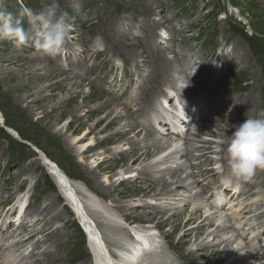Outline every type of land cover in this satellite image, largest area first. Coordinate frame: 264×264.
<instances>
[{"label": "bare ground", "instance_id": "bare-ground-1", "mask_svg": "<svg viewBox=\"0 0 264 264\" xmlns=\"http://www.w3.org/2000/svg\"><path fill=\"white\" fill-rule=\"evenodd\" d=\"M156 3L153 4V9L158 10L160 7L156 5ZM158 13L159 12H157V14H153L151 19L148 20L150 21L149 25L147 24V20L145 21V24L148 25L149 28L146 35L148 39L147 48L150 51V55L155 58L151 61L155 63L154 66L156 68L161 67V70L159 72L152 73L153 76L150 72L147 73V80L150 84L149 95H154L155 97L152 99H148L146 90H143V98H137V101H139L140 104H135L133 108H128V105L124 104H116V106H114L113 104L115 102L113 100L107 99L104 101L100 96L95 97V101H92L90 98L94 97V92L91 89L89 95L81 96L83 105H79L77 103V100L79 97L78 94L81 85L77 84V88H75L76 92L73 89L70 92L67 90V86L63 84V80H60V76L56 79H49V81H47L50 84L49 91H47V88L45 89L44 86H40L37 82L35 83L34 81H32L33 78L31 77L26 80H22L19 78L21 82L18 83L16 93L24 91L25 95L22 96V100L29 99L30 94H34V100L36 102H39L40 100L50 95L51 97H53L55 96L54 94L58 92L68 91L64 101L57 102V100H55L51 101L50 104H48L51 109L50 112H41L43 113L44 117L43 122H50L51 124H54V126H57V124L60 123L61 118L68 113L67 108H69L70 112H72L71 114L73 115V118L76 119L78 117L79 108L83 110L84 106L89 107V109L85 111V116L87 115L89 118H96L99 115H103V117L97 120L96 125H94L93 127V131H95V128L102 125L103 123L106 124V126L102 128L104 131H115L114 129L116 128L117 124H120V127L122 125V123L117 120L124 119V121H126V124L124 123L123 127H119L118 130L116 129L118 132L114 134L110 133L103 139H101L102 137L100 139L91 138L88 143L86 140L89 136V133L92 134V131L90 132L85 130V136H80V138L74 140L76 144H70V142L68 143L71 146L70 148H80V151L78 152V158L81 159V164L86 165V169L89 170L88 173L91 174V179L94 180V183L96 185L95 190L104 195L103 198L109 197L110 199H112L111 201H114L116 205H111L112 203H108L109 205H107V203H103L101 198H99L98 196L99 193H95L96 191L94 192L93 190H86L80 181H76L71 178V176H69L67 172H65L61 168L60 165L58 166L55 161L50 159L48 155L43 152V156L41 155L42 157L40 159V165L47 164L46 166H48L49 170H51L53 179L57 182L59 193L52 198L47 196L48 198H46V202L51 201V203L48 204L45 202L44 204H40V207L35 210V217L30 214V210L34 207V194H32L34 192L33 187L26 194L22 195L19 207L17 208V206L15 205L11 209V211H16L15 216L18 217L17 221L14 220L13 229L15 231L12 232V236L16 238V242H14L12 246L13 252L15 250H18V257L23 256V254H25L27 251L30 252V242L34 241L36 239L35 237L42 235V239L34 245V249L33 247L31 248V251L45 248V253L43 254L42 258L40 257V255H38L40 259H36L37 255L35 254L31 255V258L33 259L34 257L35 261L29 260L26 264H43V262H45V264H51L57 260L55 254L58 252V250H56V248L63 238L59 237L60 232L57 230L54 231L53 227L54 225L60 223L59 221L61 220L62 213L55 215L53 219L48 218V216L52 214L51 210L53 207H55L53 212L58 209L57 204L61 200L60 195L64 197L65 203L71 205L76 211L78 220H80L79 217H81L84 219V221L87 222V230L90 237L89 246L93 250V253L97 257V260L104 261V264H111V261L107 257L103 246L105 249H108L110 247L113 249H123L125 245L135 251L133 256H136L141 248L143 249V251H141L140 254H138V256L134 258H131L133 256L127 257L123 264H137L138 262H140L139 264H179L181 260L178 258V256L177 258H171L168 254L170 250L164 251L165 244H168L171 249H175V246H177L179 250H182V253H185V257H187V259H192L190 261V264L191 262L193 264V261L196 262L197 260H201V263L199 264H221L225 261L227 262L225 264H250V262L251 264H264L263 203H255L254 201H252V199L248 200L252 202H238L241 198L255 197L256 194L252 193L253 190H255V187H262L264 189V171H257L252 180L245 183L251 189L248 192L241 191L237 193V191L229 190L230 187L224 185L223 181H214V177L219 178L220 176H225L228 174V141L230 139L232 131H234L235 129V126L245 121L242 120L243 117L240 116V114L242 113H239V108H237V106L235 105H239L240 101L245 104L246 108L244 111V116L247 115L248 118L254 117V110H257L258 108H261L264 111V67H260L257 71L260 73V76L258 75L259 78L252 76L248 68L244 66L245 64L242 65V63H240L242 56L241 50H235L233 40L232 46L229 47L228 44L225 45L216 58V60L224 59L225 61L230 59V61L227 63V75L221 74V71H219L220 62L217 69H213V54H210V56L207 57L203 52H197L196 48L193 46H190V49L181 50L178 52L175 51V48L173 46L172 48L168 47L167 50L159 48V46H157L153 41V38L157 36L158 29H164V26L157 22L158 17H155V15H158ZM117 25L119 24L117 23ZM185 32L186 31L184 29H172V33L176 35H172L171 33V36L173 38L177 36V38L173 41L174 43L177 42L180 47H189V40L186 37ZM131 36L133 37L132 34ZM230 36L225 37V39H223V42L229 43ZM162 40H164V38H159V41L162 42ZM137 44L138 43H135L130 46L137 47ZM168 50H172V54L176 62V64H172L171 68L169 67L168 63L165 62V60L168 59V53L166 52ZM159 53H163V59L162 57L160 59L157 57ZM226 55H229L228 58H226ZM23 57H25L23 54L17 56L14 55L15 59L12 58L8 62L9 64H14L16 66V63H18L16 61L21 60L23 63H18V67L20 69V72L23 73L26 71H28L29 73L36 71V66L41 62L40 58L30 56V58H25L27 59L25 60L21 59ZM157 59L158 61H156ZM196 60H199L200 63H196ZM194 63L200 65V70L197 74H190L191 66ZM150 64L151 63L147 60V58L140 59L138 61L137 70H140L142 67L147 68ZM126 66H129V64L125 62V67ZM116 70H118L119 72L120 70H122V68L120 66L116 67L115 65L111 67L110 74H114ZM250 70L254 71L255 69L254 67H251ZM175 71L182 75L183 79H179L177 77L175 78L174 76H172V78L171 75ZM213 73H218V75L220 76L219 81H215L212 78ZM129 74L130 73L125 69L122 79L124 78V80H127ZM157 75H161V77H156ZM232 76L236 77L235 82L231 80ZM208 78H210L209 80L211 83L207 80ZM181 83L183 84V89L186 90V94L190 93L193 97H196V94L199 92V90L196 88L190 91V88L194 83L199 84L200 88H207V91H209L208 95L210 96L213 93V86L219 84L217 90L221 91V93H224V95L218 97L217 99L222 102H219L212 106V104L208 105L206 101L203 102L202 99H200L199 101L198 98L197 101L195 103L193 102L190 106L191 108H195L198 105V108L192 114V117L189 118V114L191 113V110H188L187 99L189 97L185 94H182V92L178 90V84ZM71 85L72 84H70L69 87ZM225 85H227V88L230 89V93L224 92ZM155 86H158L159 88H162L163 86H169L172 90L178 91V93L174 92L172 94L170 93L169 89L166 91L160 89L157 93L153 91V88ZM254 88H258L260 90L259 94L254 93ZM102 93H104L106 96L109 95L108 92ZM239 95L241 96L239 97ZM115 99L117 98L115 97ZM245 99L246 103H244ZM100 100L103 101L100 102ZM226 101L233 102V106L229 107L228 105H225L224 102ZM156 102H159V106H155ZM165 102L170 108L171 104L178 103V106L173 107L175 110H177V115L173 114L171 115V117H168L167 115L166 117V108L163 106V103ZM91 105L93 106L91 107ZM60 107H64V110L58 111ZM123 107H127L132 114L131 118L129 117L128 119L129 121L126 119L128 113L121 109ZM186 109L187 113L185 114ZM212 109L214 111L212 115H218V119L216 122L218 125L222 127L223 123L225 124V126H227V124L229 123L227 122L228 120L232 121L235 125L231 129H229V132L226 131L223 135L216 137L220 138V141L218 142H209L207 140L208 138L214 136L212 134L213 132H208V129L211 128L206 126V122H204V120L208 119H210L211 121L212 116H209L208 110ZM114 115L116 116L113 117ZM231 115H233V117H230ZM142 116H145V119L149 118L150 121L148 122V126L147 124L143 125V122L139 120ZM131 119H133L134 122H131ZM2 121L3 119L0 116V123ZM84 124L85 122H83L81 119L79 120V122L72 120L69 121L67 125H65V129H73L72 132L74 134L77 132V130H74L75 127L84 126ZM187 124L189 125L188 130H191L193 134L190 135V137H188V140H185L184 142L182 137L185 132L182 128L184 127V129H186L187 127L184 125ZM136 127L139 128L140 132L143 131L144 134H146L144 141H132L128 139L129 134H127L125 131H133ZM217 127L219 128V126ZM171 128H174V130ZM155 130H158V132H160L161 130L163 136L169 135V137L157 138L153 133L155 132ZM118 133L120 134V137L114 139V136ZM11 134L15 135L16 133L14 132V130H12ZM52 136H54V138H59L60 136H62V131L57 132L55 130ZM138 137L139 136H137L136 134L133 139H136ZM111 143H115L114 145L119 143H124V146H126L127 144L130 145V148H124L123 150H116V148H113L111 150L114 152V154L112 153L114 158L119 154L118 158L120 159V162L116 163L115 169H117V167L122 169H120L117 174H115L116 170L114 171L113 167L109 165L111 164V160L108 159V156H106V153L108 152L102 151L98 155L95 154L92 157L88 158L90 160L88 162H85L83 160L86 158V155L94 153L95 150L99 149L100 147L111 145ZM198 143H200V146H198ZM215 145L217 146L216 148H219V151L217 152L221 157L219 161L213 158V155L215 153ZM126 157H128L129 160H126ZM203 160H205L204 163L201 162ZM184 161L185 163H183ZM215 161H218L217 164H222V167L219 168L221 172H218L216 168L209 170L210 167L213 166ZM92 164H94V167L100 168V171L104 173V175H102L103 180L99 178V175L95 173V170H92L93 167L89 168V165L92 166ZM33 166V164H30L26 168V170H29ZM184 169H191V174H186ZM217 172L220 174H218ZM114 174L115 176H113ZM124 175H129L130 177L127 176L128 178H126L124 177ZM141 175L142 177L140 178ZM167 175H169V177H173L174 179H166L165 176ZM117 176L119 180L116 182L113 177ZM190 180H193L194 182L187 184L186 182ZM128 182L135 183L137 184V186H129L130 188L127 189L128 185H125ZM158 182H160V185L157 184ZM119 186L125 187L119 189ZM224 186H226V188H224ZM173 187L184 190L189 189L191 191L194 188H198L199 190L196 191L194 195H186V193L180 192L176 188L172 189ZM215 188H217L216 192L219 188L222 189L221 191L223 192V196L222 198H220V200L224 199L222 204L224 207H222L220 211H215L213 208L217 206L216 201L218 200V198H216L215 195L214 197L213 195H211L210 198H212V200L208 199L209 193ZM20 190L21 187L18 189V191ZM6 192L5 198H3V200L5 201H2V204L0 203V207L3 206L4 203H8L9 201H11L13 195L10 191ZM138 194L140 195L138 196ZM175 194H182L185 196H183L184 198H181L182 203L184 202V204L193 203L195 201L198 202V204H196V207L193 209V214L188 217V219L186 218V222L184 221V238L189 237L188 239H195V243L188 249V251H185V244L183 245V243H176L175 245V243L172 241H169V243H167L164 235H162V233H159L162 230L161 225L171 226V230L173 231L180 229V225H178L180 221L172 220H174L173 218L176 217V214H186V211L185 209H182L178 213V210L179 208H181L182 203L175 201L172 204V202L168 201L169 199H173V197H175ZM131 196L154 199V202H146L144 206L148 209L143 214L145 216V219L150 223H152V221L155 222L152 224H147V226H144L143 229L138 230V232H133V228H135L137 222L133 219L132 216L137 215L135 214L137 212H135L134 210V213H125V209L127 207L125 206V204L130 201L128 199ZM158 197H161V199H159L161 204L157 203L159 201L155 203V199ZM205 200L208 201L205 202ZM209 201L212 202H210L211 204L209 205V207H204V202L205 204H209ZM234 201H236L237 203L234 206L233 212L230 213L232 215L228 216L226 214L229 213L228 211L230 210V207L228 205L232 204ZM226 203L227 205H225ZM162 205H167L163 208L164 210L170 209L173 211L172 214L170 213L171 216L167 214L168 217L164 218L161 215H157V212L159 211L158 207ZM227 206L229 209H227ZM207 207L209 209H207V213L209 214L210 212L209 215H206V211L204 210ZM201 209L204 210V213L202 216H198L195 211ZM214 213H220L223 215L226 214L227 218H222L223 215H221L220 219L214 223V220L212 219ZM124 216H128V218L125 219ZM167 221L169 222L167 223ZM218 223L219 225L213 231H209L211 227L214 228V226H216ZM0 227L1 229L5 227L4 222ZM100 227H103V230H101ZM205 228L207 229L205 230ZM104 229L109 231V234L105 233ZM143 236H146V238L145 242L142 243V247V245L140 244L141 242H138V239L141 241L144 240ZM212 238H214V240H211ZM131 239L135 240V242L138 243L136 247H134L133 244H130L129 246V242ZM237 240H239L241 243L232 251V253L224 251V249H231L234 242H236ZM1 242L2 241L0 240V243ZM186 247H188V245H186ZM259 252H261V254L263 255H261ZM4 257L9 260L11 259L10 263L14 262L12 260L13 257L11 258L6 254L0 255V262ZM23 262L24 259L19 261V264H22Z\"/></svg>", "mask_w": 264, "mask_h": 264}, {"label": "rangeland", "instance_id": "rangeland-1", "mask_svg": "<svg viewBox=\"0 0 264 264\" xmlns=\"http://www.w3.org/2000/svg\"><path fill=\"white\" fill-rule=\"evenodd\" d=\"M163 1L164 0H57V3L59 5V14L65 15L67 21L73 25V28L66 40L64 54L62 56L57 57L56 59H51L42 56L31 42H29L27 46L16 48L9 41L6 40L0 41V72H1L0 116L3 119V121L0 123V203L2 204L3 203L2 201H5L3 200V198H5L6 193H8L6 191H10L11 194L13 195L11 201H9L8 203H4L3 206L0 207V226L3 224V222L5 226L2 229L0 227L1 229L0 240L2 241L0 243V255L6 254L9 255L11 258L12 257L14 258V259L12 258L14 262L10 263L11 259L9 260L4 257L1 260L0 264H19V261L23 259L24 262L22 264H26L29 260L35 261V258L33 257L32 259L31 255L35 254L37 255L36 259L38 258L40 259V257L42 258L43 254L45 253L44 252L45 248L31 251V248L33 247L34 249V245L37 244L39 240L42 239V235L35 237L36 239L30 242L31 244V247L29 248L30 252L27 251L25 254H23V256L20 257H18V253H17L18 250H15L13 252L12 246L13 243L16 242V238L12 236L13 234L12 232L15 231L13 229V224H14V220L16 221L18 220V217L15 216L16 211H11L12 207L15 205L17 206V208L19 207L21 202L20 199L22 198V195L26 194L32 187L34 188V192L33 193L31 192L32 194H34L33 197L34 207L31 209L32 211L30 210V214L32 216H34L35 210L40 207V204H44L46 202L47 200L46 198L48 197L52 198L59 193L57 182L53 179L52 175L50 174L48 170L49 168L48 166H46L47 164L40 165L41 162L40 159L43 156V152L46 153L50 159L55 161V163L58 166L60 165L61 168L65 172H67L69 176H71V178H73L76 181H80L86 190H93L95 192L96 185L94 183V180L91 179V174L88 173L89 170L86 169V165L81 164V159L78 158V152L80 151V148L79 147L70 148L71 146L68 143L70 142V144L71 143L76 144L74 140L80 138V136L81 137L83 135L85 136L86 131H90V132L92 131V134L89 133V136L87 137L86 141L88 143L91 140V138L100 139L102 137L101 139H103L104 137L108 136L110 133L114 134L118 132L117 130L120 127L119 126L120 124L119 125L117 124L116 128L114 129L115 131L108 130L106 132L102 129L106 126V124L103 123L102 125L95 128L96 129L95 131H93V127L94 125H96L97 120L103 117V115H99L96 118H91V117L89 118L87 115L85 116V111L89 109V107L87 106H84L83 110L79 108L78 117L76 119L73 118V115L71 114L72 112H70L69 108H67L68 113L61 118L60 123L57 124V126H54V124H51L50 122H46V121L43 122L44 117H43V113L41 112L51 111L48 104H50L51 101H55V100H57V102L64 101L67 96V92L68 91L71 92L72 89L75 91V88H77V84L81 85L78 94L79 97L77 100V103L79 105H83L81 96L89 95L91 90L94 92V97L90 98L92 101H95V97L100 96L104 101L107 99L113 100L115 102L114 104L112 102L114 106H116V104L117 105L124 104V105H128V108H133L135 104H140V102L137 101V98H141V99L143 98V94H142L143 90H146L148 99H152L155 97L154 95L153 96L149 95L150 84L147 80L148 72L152 74L155 72H159L161 70V67L156 68L154 66L155 63L152 62L151 60L155 58L150 55V51L147 48L148 39L146 35L149 30L148 25L150 22L148 20L151 19L153 14H157V12H159L158 15H155V17H158L157 22L164 26V29L162 28L158 29L157 36L153 38L154 43H156V45L159 46V48H162L163 50H167L168 47L172 48L173 46L175 48V51L178 52L181 50L190 49V46H193L196 48L197 52L200 53L203 52L204 55L207 57L210 56V54H213L214 55L213 69L214 70L215 68L217 69L220 62L219 71H221V74L227 75L228 74L227 63L230 61V59L225 61L224 59L216 60V58L225 45L228 44V46L230 47L232 46V42L234 41L235 50L236 51L241 50L242 56L240 55L241 56L240 63H242V65L245 64L244 66L248 68L252 76L259 78L258 75L260 76V73L257 71L259 70L260 67H264V0H235V2L238 3L241 7L234 9L231 8L230 6V8L227 11V15L230 16L229 18H226L227 16H225L224 14L219 15V10L224 5L220 3L218 0H165L164 2ZM226 1H225V5H228V1L227 2ZM50 3L51 0H0V10L11 12L14 15H19L22 12V10L25 8L31 9L32 11L36 12L41 10L46 4H50ZM155 3L160 7L158 10L153 9V4ZM22 19L24 20V27L27 29L28 28L27 19L26 17H23ZM146 20L148 25L145 24ZM117 23L119 25H117ZM172 29L174 30L184 29L186 31L185 35L189 40L188 42L189 47H180L177 42L174 43L173 40H175L177 36L174 38L171 36ZM131 34L133 35V37L131 36ZM96 35L102 36L105 41L106 46L103 51L94 52L90 47L91 41ZM172 35H176V34L172 33ZM229 36H230L229 43L223 42V39ZM161 37L162 39L164 38V40H162V42L164 43L159 41V38ZM114 40L115 41L117 40L116 41L117 43ZM135 43H138L137 47L130 46ZM166 52L168 53V59L165 60V62H167L169 67L171 68L173 63L176 64L175 58L172 54V50H168ZM22 54L25 57L21 59L30 58V56L35 58H40L41 62L36 66L37 69L36 71L30 73L28 71L24 73L20 72L18 66L19 64L23 63L21 60L16 61L19 63V64L16 63V66L14 64H9L8 61L14 58V55L17 56ZM226 56H227L226 58H228L229 55ZM157 57L159 59L162 57L163 59V53H159ZM143 58H147V60L151 64L147 68L142 67L140 70H137L138 61ZM156 61H158V59ZM125 62L128 63L129 66L125 67ZM197 62L200 63L199 60H196V63ZM115 65L116 67L120 66L122 70H120L119 72L118 70H116L114 74H110L111 67ZM251 67H254L255 70L251 71L250 70ZM125 69L127 72L130 73L127 80H124V78L122 79ZM199 70H200V65L194 63L191 66L190 74L191 73L197 74ZM176 72L177 71H175L173 73L175 75L172 74L171 77L174 76L175 78L177 77L179 79H183L182 75H180L178 72L177 74ZM159 76L161 77V75H157L156 77ZM29 77L33 78L32 81H34L35 83L37 82L40 86H44L45 89L47 88L46 89L47 91L50 90L49 89L50 84L47 81H49V79L53 80L59 77L60 80H63L62 81L63 84L67 86L68 91L58 92L54 94L55 96L53 97H51L50 95L40 100L39 102H36L34 100V94H30L29 99L22 100V96L25 95L24 91L16 93L18 83L21 82L19 78L22 80H26L29 79ZM212 78L215 81H219L220 76L218 75V73H213ZM209 79L210 78H208L207 80L210 82ZM231 80L235 82L236 77L232 76ZM70 84L72 85L69 87ZM178 85H179L178 90L182 92V94H185L189 97L187 99L188 110H191V113L189 114L190 117L188 116L189 118L192 117V114L198 108V105L195 108L190 107L191 104L193 102L195 103L198 98L199 101L200 99H202L203 102L206 101L208 105L212 104V106H214L219 102H222L217 99L218 97L224 95V93H221V91L217 90L219 84L213 86L212 88L213 93L210 96L208 95L209 91H207V88H200L199 84L194 83L191 86L190 91H192V89L194 88L198 89L199 92L196 94V97H193L190 93L186 94V90L183 89L182 83ZM224 87H225L224 92L230 93V89L227 88V85H225ZM160 89H163V91L169 89L170 93L172 94L174 92L178 93V91L172 90L169 86H163L162 88L155 86L153 88V91L158 93ZM100 90L105 93L108 92L109 95L106 96ZM259 91L260 90L258 88H254L255 94H259ZM240 96L241 95H239V97ZM115 97L117 99H115ZM103 100H100V102H102ZM228 102L229 101H226L224 102V104L228 105L229 107L233 106L232 104L233 102H229L230 104ZM244 103H246V99ZM163 104H164L163 106L166 108V117L167 115L168 117L169 116L171 117V115L177 113V110H175L173 107L178 106V103L171 104V108L173 109L167 106L166 102ZM242 104L243 103L240 101L239 105L237 104L235 106L239 108V113H242L240 114V116L243 117L242 120H246V117L248 118L247 115L244 116L246 105L245 104L242 105ZM92 106L93 105H91V107ZM155 106H159V102H156ZM128 108L127 107L121 108L122 110L128 113L126 116L127 120L129 119V117L131 118L132 116ZM62 110H64V107H60L58 109V111H62ZM261 111H263L261 108L254 110V117H256ZM208 112H209V116H212L211 121L210 119L206 118L208 120H204V122H206L205 123L206 126L211 128L208 129V132L210 133L213 132L212 134L214 136L208 138L207 140L209 142L210 141L218 142L220 141L219 140L220 138H216V137L223 135L226 131L229 132V129H231L235 125L232 121L228 120L227 122L229 123L227 124V126H225V124L222 123L223 126L221 127L216 123L218 119L217 118L218 115L215 116L212 115L214 113L213 109L208 110ZM186 113H187V109L185 111V114ZM115 116L116 115H114L113 117ZM145 116L140 117L139 120L143 122V125L147 124L148 126V122L150 120L149 118L145 119ZM230 117H233V115H231ZM80 119L83 122H85V124L84 126L75 127L74 130H77L76 133L73 134L72 132L73 129L70 130L65 129L66 128L65 125H67L69 121L73 120L79 122ZM117 121L122 123L121 127H123L124 123L126 122L124 121V119H119ZM130 121L134 122L133 119H131ZM158 125H162V124H158ZM184 126L187 127L186 129H184V127L182 128L183 131L185 132V134L182 137L185 142V140H188V137H190V135H192L193 132H191V130H188V126H189L188 124ZM217 126H219V128ZM171 129L174 130V128ZM10 130L11 131L14 130L16 134L15 135L11 134ZM55 130L57 132L62 131V136H60L59 138H54V136L52 135L54 134ZM161 130L160 132H158V130H155V132H153L157 138L169 137V135L163 136ZM125 132L129 134L128 139L132 141L133 140L144 141L146 135L144 134L143 131L140 132L139 128L137 127L133 131H125ZM118 134L114 136V139L120 137V134L119 135ZM136 134L139 137L133 139ZM114 144L115 143H111V145H107L106 147H100L99 149L95 150L96 153L94 152L92 154L86 155L85 156L86 158L83 160L85 162H88L90 161L88 158L92 157L93 155L95 154L98 155L102 151L108 152L106 153V156H108V159L111 160L110 161L111 164L109 165L113 167L114 171L116 170L115 174H117L119 170L122 169L119 167L115 169L116 163L120 162V159L118 158L119 154L114 158L113 156L114 152L111 150L113 148H116V150H123L124 148H130L129 147L130 145L127 144L126 146H124V143H119L116 145ZM198 144H199L198 146H200V143ZM216 147L217 146L215 145L214 146L215 153L213 155V158L219 161L221 157L217 153L219 151V148ZM126 160H129V158L126 157ZM201 162L204 163L205 160ZM217 162L215 161L213 166H211L209 170L216 168L218 172H221L219 168L222 167V164L221 163L217 164ZM183 163H185V161ZM30 164H33L35 167L33 166L29 170H26V168ZM90 167L91 168L93 167L92 170H95V173L99 175L100 179L103 180L102 175H104V173L100 171L101 169L94 167V164H92V166L89 165V168ZM184 170L186 174L187 173L191 174L192 172L191 169L190 170L184 169ZM115 174L113 176H115ZM46 175L55 184L54 191H51L50 188L46 184H44V178L46 177ZM127 176L130 177L129 175H124V177L128 178ZM141 177L142 175L140 176V178ZM113 178L116 182L119 180L118 176ZM165 178L169 180L174 179L173 177H169V175L165 176ZM223 178H221V176L219 178L214 177V181L215 180L221 181L223 180ZM193 182H194L193 180H190L187 181L186 183L190 184ZM157 184L160 185V182H158ZM127 185H128L127 189H129L134 185L137 186V184L129 183V182L125 186ZM20 187L21 190L18 191ZM124 187L119 186L118 188L120 189ZM175 188L176 187H173L172 189ZM176 189L180 192L186 193V195H190V194L194 195V193L199 190L198 188H194L192 191L189 189H185V190L180 188H176ZM216 189L217 188L213 189V191L209 193L208 199L212 200V198L210 197L213 194L215 195ZM239 190L242 192H248L251 189L244 183L242 184ZM95 193H99V192L96 191ZM252 193L256 194L255 197L241 198L239 199L238 202L241 203L252 202V201H254L255 203L260 202L263 203V209H264V189L262 187H255V190H253ZM139 195L140 194H138V196ZM98 196L99 198H101L103 203L105 204L107 203V205H109L108 203H112L111 205L114 204L116 205V203L114 201H111L112 199H110L109 197L103 198L104 195H102L101 193H99ZM138 196L137 197L131 196L128 199L130 201L127 200L128 202L125 204V206H127L125 209V213H129V212L134 213L133 212L134 210L135 212H137L135 213L137 215H132L133 219L137 222L135 227H137L139 224H143L147 226V224L154 223L155 221H152V223H150L148 220H146L143 214L148 209L145 208L144 206L146 202L148 201L154 202V199H146ZM183 196L184 195L182 194H175V197H173V199H169L168 201L172 202V204L175 201L182 203L181 198L185 197ZM156 199H155V203L159 201L157 203L161 204L159 200L161 199V197H158ZM251 199L252 201H248ZM207 201L208 200H205V202ZM205 202L203 204L204 207L205 206L209 207V205L212 203L211 201H209V204L208 203L205 204ZM46 203L49 204L51 203V201H47ZM64 203L65 201L61 199L60 202L57 204L58 209L55 210V212H53L55 208L53 207L51 210L52 214L48 216V218L53 219L55 215L62 213L61 220L59 221L60 223L54 225L53 230L59 231L60 232L59 237L63 239H61L60 244L56 248V250H58V252L55 254L57 260L51 264H92L93 256H91L90 246L87 237H85V235L83 234L85 237V245L82 246L81 239L77 232V228L81 229V226L79 225V220L77 216L74 214V212L68 209V207H66ZM236 203L237 202L234 201L232 204L228 205V206L232 205V209L228 211L229 213H226L228 216L232 215L230 213L233 212ZM196 204H198L197 201L187 204H184L183 202L181 204V208H179L178 213L182 209H185L186 214L184 213L176 214V217H174L173 218L174 220H172V221H176V220L180 221L178 224L180 225L179 226L180 229L173 231L171 230V226L161 225L162 230L159 233H162V235H164L167 243H169V241L174 242L175 245L176 243H181V244L183 243V245L185 244L184 245L185 251H188V249L195 243V239H188L189 237L184 238L183 233L185 232L184 231L185 222L187 221L188 217H190L193 214V209L196 207ZM225 205H227V203ZM166 206L167 205L159 206L158 207L159 211L157 212V215H161L164 218H166L168 217L167 214L168 215H170V213L172 214L173 213L172 210L163 209ZM228 206L227 209H229ZM208 207L204 209L206 211V215L210 214V212L209 214L207 213V211L209 210ZM204 210L201 209L195 211V213L198 216L199 215L202 216ZM226 214L223 215L220 213H214V216H212L214 223L220 219L221 215H223L222 218L226 219L227 218ZM124 217L125 219L128 218V216H124ZM168 222L169 221H167V223ZM219 223L216 226H214V228L211 227L209 231H213L219 225ZM100 228L101 230H103V227ZM206 229L207 228H205V230ZM104 231L105 233L109 234V231H107L106 229H104ZM211 240H214V238H212ZM240 243L241 242L237 240L236 242H234L233 247L231 249L229 250L224 249V251L226 252L228 251L232 253V251L237 246H239ZM186 245H188V247H186ZM164 247H165L164 251L170 250L168 254L171 258H177L178 256V258L181 260V261L179 260L180 261L179 264H181L182 262H183L182 264H190V261L192 259L191 260L187 259V257H185V253H182V250H179L177 246H175V249H171L168 244H165ZM109 249L111 252L113 251V248L110 247ZM259 253L261 254V252ZM38 255H40V257ZM199 263H201V260H197L196 262L193 261V264H199ZM225 263L227 262L225 261L224 263L221 264H225ZM43 264H45V262H43Z\"/></svg>", "mask_w": 264, "mask_h": 264}, {"label": "clouds", "instance_id": "clouds-1", "mask_svg": "<svg viewBox=\"0 0 264 264\" xmlns=\"http://www.w3.org/2000/svg\"><path fill=\"white\" fill-rule=\"evenodd\" d=\"M23 17L27 19V29ZM72 28L66 16L59 14L57 0L36 12L25 8L19 15L0 10V41H9L16 48L31 42L47 58L56 59L64 54ZM105 46L100 35L90 45L94 52L103 51ZM227 163L229 171L223 183L233 191L250 182L257 171H264V111L235 126L228 141Z\"/></svg>", "mask_w": 264, "mask_h": 264}, {"label": "trees", "instance_id": "trees-1", "mask_svg": "<svg viewBox=\"0 0 264 264\" xmlns=\"http://www.w3.org/2000/svg\"><path fill=\"white\" fill-rule=\"evenodd\" d=\"M218 1L224 5L219 10V15L220 14H224L225 16H227L226 18H229L230 17L229 15H227V11L229 9V7H228L229 6V3H231L235 7H238V8L241 7L238 3L235 2V0H227L228 1V5H225V1L226 0H218ZM44 184H46L50 188L51 191H54L55 190V184L53 183V181L47 175L44 178ZM77 232H78L79 237L81 239V245L84 246L85 245V237H84L81 229L77 228Z\"/></svg>", "mask_w": 264, "mask_h": 264}]
</instances>
